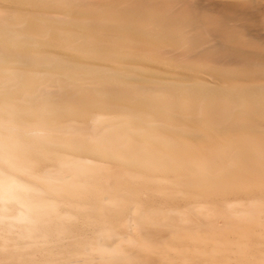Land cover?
Listing matches in <instances>:
<instances>
[{"label":"bare ground","instance_id":"bare-ground-1","mask_svg":"<svg viewBox=\"0 0 264 264\" xmlns=\"http://www.w3.org/2000/svg\"><path fill=\"white\" fill-rule=\"evenodd\" d=\"M188 2L0 0V100L6 94L20 110L35 162L55 159L42 145H69L82 170L99 174L100 201L158 225L148 235L167 255L153 264L231 259L242 239L165 225L227 211L205 207L206 189H264V70L247 67L237 51L219 70L175 72L173 53L186 41L151 38V14ZM133 188L143 195L129 205ZM77 210L65 202L64 212Z\"/></svg>","mask_w":264,"mask_h":264},{"label":"clouds","instance_id":"clouds-1","mask_svg":"<svg viewBox=\"0 0 264 264\" xmlns=\"http://www.w3.org/2000/svg\"><path fill=\"white\" fill-rule=\"evenodd\" d=\"M189 0L187 7L150 15L152 39L182 37L169 68L175 72L205 74L219 70L220 62L239 51L247 67L264 70V0ZM32 141L24 133L20 110L5 94L0 100V264H153L152 257L166 256L153 245L149 229L153 221L140 212L114 210L96 197L100 176L84 171L69 145L51 142L42 151L55 150L50 164H38ZM15 158L20 163L12 164ZM143 195L127 192L128 204ZM208 211L169 220L165 227L187 231L205 229L220 236L242 239L231 259L217 264H264V189L225 192L206 189ZM75 201V214L63 211ZM114 237L117 243L108 247ZM168 251H172L169 249ZM161 264H191L182 259H163Z\"/></svg>","mask_w":264,"mask_h":264},{"label":"rangeland","instance_id":"rangeland-1","mask_svg":"<svg viewBox=\"0 0 264 264\" xmlns=\"http://www.w3.org/2000/svg\"><path fill=\"white\" fill-rule=\"evenodd\" d=\"M37 74H38V76H39V74H42V72L38 71ZM40 77H41V76H40ZM47 82H50V79H49Z\"/></svg>","mask_w":264,"mask_h":264}]
</instances>
